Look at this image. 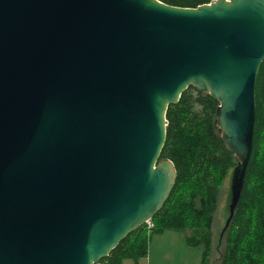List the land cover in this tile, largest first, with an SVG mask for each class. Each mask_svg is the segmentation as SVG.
I'll return each instance as SVG.
<instances>
[{
    "label": "water",
    "instance_id": "obj_1",
    "mask_svg": "<svg viewBox=\"0 0 264 264\" xmlns=\"http://www.w3.org/2000/svg\"><path fill=\"white\" fill-rule=\"evenodd\" d=\"M264 0H0V264H96L168 200L166 110L193 87L253 149Z\"/></svg>",
    "mask_w": 264,
    "mask_h": 264
},
{
    "label": "trees",
    "instance_id": "obj_2",
    "mask_svg": "<svg viewBox=\"0 0 264 264\" xmlns=\"http://www.w3.org/2000/svg\"><path fill=\"white\" fill-rule=\"evenodd\" d=\"M182 7H196L212 0H159ZM218 103L209 95L188 87L179 101L166 110V139L160 158L172 161L176 178L171 194L151 219L150 230H189L187 244L201 247V263L209 254L211 214L217 190L237 161L224 146L216 127ZM253 149L240 200L225 229L220 264H264V61L255 89ZM148 229L143 224L126 235L96 264H122L147 253Z\"/></svg>",
    "mask_w": 264,
    "mask_h": 264
},
{
    "label": "rangeland",
    "instance_id": "obj_3",
    "mask_svg": "<svg viewBox=\"0 0 264 264\" xmlns=\"http://www.w3.org/2000/svg\"><path fill=\"white\" fill-rule=\"evenodd\" d=\"M233 169L221 181L217 190L216 209L211 214L209 228L210 244L206 264H220L225 245L224 227L229 216L231 198V177ZM152 224V222H151ZM153 225V224H152ZM146 260L137 262L127 259L124 264H200L202 248L194 247L186 242L190 231L185 230H150L148 229ZM148 250L150 254H148ZM148 254V255H147Z\"/></svg>",
    "mask_w": 264,
    "mask_h": 264
},
{
    "label": "crops",
    "instance_id": "obj_4",
    "mask_svg": "<svg viewBox=\"0 0 264 264\" xmlns=\"http://www.w3.org/2000/svg\"><path fill=\"white\" fill-rule=\"evenodd\" d=\"M148 254H150V251H149V250H148ZM148 254H147V255H148ZM146 257H147V256L145 255L144 257H142V258H139V259L146 260ZM127 259H128V258H127ZM127 259H124V260H123V262H122V264H124V262H125ZM131 260H132V259H131ZM133 261H134V260H133ZM135 262H137V260H136ZM200 262H201V260H200ZM136 264H139V262H138V263H136Z\"/></svg>",
    "mask_w": 264,
    "mask_h": 264
},
{
    "label": "built area",
    "instance_id": "obj_5",
    "mask_svg": "<svg viewBox=\"0 0 264 264\" xmlns=\"http://www.w3.org/2000/svg\"><path fill=\"white\" fill-rule=\"evenodd\" d=\"M147 229H151L152 228V224H151V220L147 221L146 223Z\"/></svg>",
    "mask_w": 264,
    "mask_h": 264
}]
</instances>
